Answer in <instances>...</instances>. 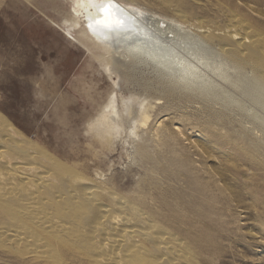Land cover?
I'll use <instances>...</instances> for the list:
<instances>
[{"label": "rangeland", "instance_id": "rangeland-1", "mask_svg": "<svg viewBox=\"0 0 264 264\" xmlns=\"http://www.w3.org/2000/svg\"><path fill=\"white\" fill-rule=\"evenodd\" d=\"M131 1L134 7L181 24L175 43L154 42L150 49L164 52L163 61L174 66V45L191 62L196 73L187 75L190 81L180 92L174 97L154 92L161 73L150 65L136 72L133 85L111 77L76 34L70 18L72 0H0V113L85 176L94 178L98 170L111 187L153 209L168 199L169 206L182 211L178 228H170L186 242L190 264H264V175L258 176L248 163L235 166L238 157L257 152L242 143L234 147L230 140L244 131L264 143V91H257L250 73L233 68L195 35L194 19L212 18L200 7L205 0H190V8H179L184 0L125 3ZM223 4L250 20L264 38V0ZM175 6L183 18L168 10ZM114 91L118 131L104 128L100 117ZM143 102L156 107L145 127L134 123L128 112ZM166 115L181 125L182 133L168 132L171 121L159 135L152 131L155 121ZM188 130L197 134L187 135ZM187 136L195 138L193 144L187 143ZM93 160L95 168L87 169ZM160 209L171 216L172 209ZM190 239L197 241L192 244ZM30 261L0 243V264Z\"/></svg>", "mask_w": 264, "mask_h": 264}, {"label": "bare ground", "instance_id": "bare-ground-1", "mask_svg": "<svg viewBox=\"0 0 264 264\" xmlns=\"http://www.w3.org/2000/svg\"><path fill=\"white\" fill-rule=\"evenodd\" d=\"M158 1L161 5L165 3V0ZM223 1L226 0L204 1L200 7L210 12L212 18L208 23L194 19L195 35L233 68L250 73L257 91H264V38L250 20L227 9ZM72 2L70 18L76 34L90 47L93 58L111 77L115 75L133 85L137 81L136 72L142 70V65H150L155 72L161 73L156 87L153 86L154 92L173 93L174 97V93L180 92L190 81L187 75L196 73L191 62L181 56L174 45H170L173 57L178 60L174 66L163 61L161 54L164 52L160 53L156 48V52H150L151 43L176 42L182 27L176 21L143 6L134 7L132 1ZM191 2L184 0L178 6L190 8L193 7ZM108 3L113 8L111 16L102 11ZM176 6L168 7V10L175 18H183V11ZM255 13L260 15L261 12L255 10ZM117 20L123 23L117 24ZM171 75L176 78L172 79ZM115 85L116 88L119 86L118 83ZM117 91L110 94V103L102 107L100 113L104 128L116 131L119 129ZM154 107L143 102L128 112L131 119H135L134 123L145 127L153 116ZM171 119L166 115L164 119L156 120L152 131L157 133L171 121L168 132L180 133L181 125ZM189 134L197 133L189 131ZM187 139V143H194L195 138L187 136ZM260 139L244 131L241 136L230 139L234 147L242 143L257 152L238 157L234 162L235 166L241 162L251 164L258 176L264 175V143ZM93 168L95 160L87 165V169ZM81 171L65 164L39 142L21 133L0 113V243L16 249L18 255L30 258L29 264H190L186 242L170 228V225H178L182 211L169 206L168 199H163L161 207L172 209L170 217L161 207L153 209L142 199L120 193L110 186L109 180L102 179L98 170H95L94 178ZM163 218L169 225L162 223ZM191 241L193 244L197 239Z\"/></svg>", "mask_w": 264, "mask_h": 264}, {"label": "snow or ice", "instance_id": "snow-or-ice-1", "mask_svg": "<svg viewBox=\"0 0 264 264\" xmlns=\"http://www.w3.org/2000/svg\"><path fill=\"white\" fill-rule=\"evenodd\" d=\"M102 11L104 12V14H105L106 16H111L112 11H113L112 4H110V3L106 4V5L102 8ZM116 23H117V24H122L123 22L120 21V20H117ZM90 27H91V25H90Z\"/></svg>", "mask_w": 264, "mask_h": 264}]
</instances>
